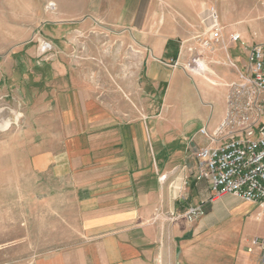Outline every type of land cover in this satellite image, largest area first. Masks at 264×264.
Returning <instances> with one entry per match:
<instances>
[{"label": "crops", "instance_id": "crops-1", "mask_svg": "<svg viewBox=\"0 0 264 264\" xmlns=\"http://www.w3.org/2000/svg\"><path fill=\"white\" fill-rule=\"evenodd\" d=\"M161 2L149 1L137 26L135 17L123 24L141 46L132 106L112 107L66 73L42 71L21 86L31 101L17 146L24 157H11L13 178L8 189L0 179V198L25 201L0 206V264H259L251 242L264 238V226L253 227L264 208L232 195L209 202L194 153L213 145L200 131L220 125L247 47L264 40L240 43V67L238 41L226 30L202 52L204 71L189 76L181 66L206 33V9L178 0L176 15H167ZM18 52L3 59L0 42V99L17 92L20 79L9 90L1 84L3 60L16 70ZM199 205L203 215L188 221L185 211Z\"/></svg>", "mask_w": 264, "mask_h": 264}, {"label": "rangeland", "instance_id": "rangeland-1", "mask_svg": "<svg viewBox=\"0 0 264 264\" xmlns=\"http://www.w3.org/2000/svg\"><path fill=\"white\" fill-rule=\"evenodd\" d=\"M149 1L0 0L1 56L5 59L9 52L18 50V63L21 64L15 70V63L3 60L1 88L9 90L16 83L15 80L20 81H17L14 96L3 95L0 99L2 189L10 188L13 178L11 157L19 158V163L20 158L24 157L17 146L26 140L25 113L31 101L24 96L21 86L27 78L33 75L38 77L36 74L42 71L45 77L50 72L66 73L67 76L81 79L87 90L96 93L102 102L112 107L122 109L127 104L132 106L127 96L137 102V85L133 81L140 71L138 52L141 46L138 38L129 34V28L123 24L135 17L137 26ZM177 3L178 0H162L163 12L176 15ZM201 3L202 9H206V17L210 8L216 12L222 29L221 39L226 30L233 31L228 34L231 40L234 34L239 36L237 56L241 67L240 61L245 55L240 43L244 44L246 38L253 42L264 40V0H201ZM202 36L203 33L195 38ZM220 44L221 40L214 48ZM21 50L28 51L34 58L28 55L27 59L24 56L26 52L21 53ZM44 60L45 70L41 67ZM11 71L16 72L15 77L8 79L5 74L10 75ZM176 83L181 84L180 80H176ZM207 139L210 143V139ZM18 167L19 171L25 169L22 165ZM18 184L19 188H25V178ZM0 199L3 211L9 210V205L15 204V200L20 204L25 198L1 196ZM263 226L264 217L253 222V227L257 229L261 230Z\"/></svg>", "mask_w": 264, "mask_h": 264}, {"label": "built area", "instance_id": "built-area-1", "mask_svg": "<svg viewBox=\"0 0 264 264\" xmlns=\"http://www.w3.org/2000/svg\"><path fill=\"white\" fill-rule=\"evenodd\" d=\"M208 12L206 33L197 38L199 48H187L190 57L181 66L189 75L204 71L202 52H209L221 40L216 12L213 8ZM232 40L239 41V36L234 34ZM246 57L238 81L229 86L220 125L210 135L205 129L200 131L213 145L198 148L194 158L197 178L210 184L209 202L232 195L264 208V42L247 47ZM202 209V205L188 208L183 216L191 221L203 215ZM251 244L260 248L259 264H264V238H254Z\"/></svg>", "mask_w": 264, "mask_h": 264}]
</instances>
